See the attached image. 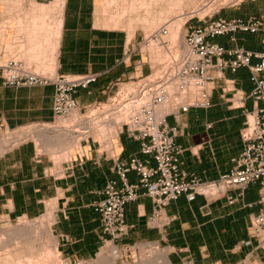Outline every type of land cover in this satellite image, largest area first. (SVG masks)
Here are the masks:
<instances>
[{"label":"crops","instance_id":"obj_1","mask_svg":"<svg viewBox=\"0 0 264 264\" xmlns=\"http://www.w3.org/2000/svg\"><path fill=\"white\" fill-rule=\"evenodd\" d=\"M131 1L0 0V126L14 129L57 118L53 84L4 85L1 65L10 59L49 76L98 73L96 82L75 94L81 108L105 99L115 85L148 73L149 49L134 51L130 58L125 54L145 38L149 21L143 20L148 14L140 3L150 0H133L135 8L126 10ZM218 8L213 11L215 18L264 20V0H239ZM156 10L152 18L158 16ZM126 11L130 14L122 16ZM263 39V31L241 30L210 38L226 48L253 51L263 49ZM210 74L211 106L167 115L168 125L179 130L176 141L184 148L182 170L202 180L216 179L235 165L245 143L247 113L261 106L250 95L254 83L248 67L211 69ZM72 155L56 164L40 154L32 140L1 152L0 217L46 215L59 254L69 260L89 259L111 238L102 228L96 204L104 198L101 190L109 180L122 184L116 161L136 156L149 166L156 162L141 152V141L124 126L110 138L82 140ZM127 180L136 183L139 176L131 170ZM242 191V195L240 189L229 192L236 198L233 203L227 197L208 200L202 195L190 201L182 194L163 209L164 216L173 218L170 223L154 227L148 224L153 201L142 190L126 205L128 232L114 242L157 244L171 264H259L264 260V234L251 238L248 233L251 216L259 211V181Z\"/></svg>","mask_w":264,"mask_h":264},{"label":"built area","instance_id":"obj_2","mask_svg":"<svg viewBox=\"0 0 264 264\" xmlns=\"http://www.w3.org/2000/svg\"><path fill=\"white\" fill-rule=\"evenodd\" d=\"M216 1L205 0L204 5L211 6ZM238 1L232 0L228 4ZM194 19L199 23L194 24ZM184 25L186 31L182 45H175L169 39L170 32L166 23L146 36L142 44L146 46L153 41L166 51L165 57L154 61L153 64L152 56L147 54L151 71L146 75H140L132 84L117 85L109 97V113L104 114V117L111 116L115 123L119 122L124 126L132 137L141 141V152L151 156L156 162L154 166H149L147 161L136 156L129 161H116L115 170L122 184L119 185L116 180H109L101 190L104 198L96 204V210L101 215L102 228L110 235L109 241L112 243L128 232L126 205L135 201L142 190L153 201V212L148 218V224L161 227L173 219L164 216L163 209L182 194L190 201L197 195H202L208 200L227 197L229 202L233 203L236 198L229 196V192L240 189L239 194L242 195V190L254 181L260 183L259 211L251 216L248 233L251 238L264 234V47L260 51L238 46L226 48L210 40L216 35L239 30L264 32V20L215 18L214 12H211L202 17L193 14ZM138 50L141 51L140 46L129 49L125 57L130 58L132 52ZM254 59L256 61H253ZM242 66L248 67L251 71L254 83L251 97L261 102L260 107L247 113L246 126L242 133L245 142L243 149L236 158L235 165L216 179L202 180L189 175L181 168V154L184 148L176 141L179 130L168 125L167 115L178 110L187 111L190 107L211 106L210 70L236 71ZM1 68L6 86L53 84L55 116L67 118L77 111L81 122L93 115L85 116L75 94L78 89L88 88L91 83L96 82L98 73L49 76L32 70L18 59L6 61ZM165 103L173 107L168 112H159ZM93 104L96 110L104 113L105 106L101 101ZM249 115L254 118L252 123ZM75 131H78V128ZM90 136L88 135V138ZM131 170L139 176L136 183L127 180V173Z\"/></svg>","mask_w":264,"mask_h":264},{"label":"rangeland","instance_id":"obj_3","mask_svg":"<svg viewBox=\"0 0 264 264\" xmlns=\"http://www.w3.org/2000/svg\"><path fill=\"white\" fill-rule=\"evenodd\" d=\"M231 1L232 0H217L213 5L210 6L211 8L209 6L206 7L207 13H211L215 9L220 7L221 5L228 4ZM204 3H205V0H195V4H191L190 6H186L184 11H189V9H191L192 7L194 8L193 5H195V6L197 4L198 5L199 4L200 5H202V4L204 5ZM157 13H159V12H156V14ZM177 13L180 14L181 12L180 11L174 12V13L169 12V14H166V16H165L167 18L164 19L162 17L161 21L159 20V18H161V16H159V14H157L158 16H156V18L159 17V18L156 19V23L157 24L153 20L155 18H152V21H149L145 25L146 35L144 37L150 35L151 32H153L155 29H157L163 23H166L167 19H169V18L172 19L173 16H175ZM175 19H176V22L179 21L177 17ZM153 21H154V23H153ZM185 31H186L185 25L183 24V26H182V28L180 30V33H179V37L177 38L178 44H176V45H182V43H181L182 42V38H183L182 34ZM168 37H169V39H171L173 41V39L170 37V34H169ZM139 46H140V49L142 51H146V49L147 50L149 49L151 51V52H149V51H146V52L150 56L152 54L151 62L153 64H154V61H159L162 57H165V55H166V51L164 49H162L160 46H157L153 41H151V43L149 45L145 46V45L141 44ZM150 71H151V69L149 68V72ZM36 72L44 74V73H42L41 71H38V70H36ZM146 74L147 73H145L143 75H146ZM139 77L133 78V79L125 82L126 84H124V83L121 84L120 83V84H117V85L118 86H125V85H128V84H132V82L135 81L136 79H138ZM117 85H115L113 91L110 92L105 99L97 100V102L101 101L103 103V106H105V108L103 109V110H105L104 113L101 110H96V106L94 104H91L89 106L83 107L82 108V112L85 113V116H89L90 114H93L95 116L91 115L90 118H87L84 121L80 122L78 120V118H79V116H78V118L76 120L77 122H75L74 120H72V118H71L72 116H69L67 118L57 117L56 120L51 122V123H45V124H36L35 123V124H32V125L19 127V128H14V129L4 128V127L0 126L1 135L4 136V135H7L8 133H11V136L13 138L15 137L14 140L19 137V139L17 141L15 140V142H14V140H13L11 142V143H16V144L19 143V142L25 141V140H32L36 144L38 152L40 154H42L44 156H49L51 159H53L56 162V164H61L63 161L69 160L70 158H72L73 155L69 156V157H61L62 159L60 158V160H58L59 158L58 159L55 158L50 152L43 151L42 148L39 146L37 137L33 136L32 133L31 134H27V131L28 130L34 131L35 127L37 128V127H40L41 125H51L52 126L50 128L51 133H55L58 129H68V130H73L72 132H73L74 135H80L79 131L85 130V128L86 129L89 128L90 129V131L88 132L89 134L85 133L84 137H83V134H81L82 135V138L80 139L81 141L82 140H87V139L88 140H92L93 138L98 139V140L101 141V140H103V138L104 139L108 138V137L110 138V137L116 135L118 130L121 128V124L119 122L115 123L114 120L111 118V116L105 118L104 114L106 115V114L109 113L108 112V109L110 108L109 107V104H110L109 97L116 90ZM172 107L173 106L169 107V111L171 110ZM59 121H66V122L62 123V124H59L58 123ZM104 125H105V127H104ZM76 128H78V131H75ZM23 132H24V134H22ZM19 135H21V136H19ZM88 135H91L92 137L90 136L88 138ZM12 137H11V139H13ZM8 146L11 147L13 145L9 144ZM9 147H7V149ZM76 148H77V146L75 148H73V153L75 152ZM45 216L46 215H42V216L37 217V218H26V217H24V218H18V219H15V220H10V219H6V218H3V217H0V264H20V263L21 264H102V258L100 256L101 249L103 247H107L109 244L116 245L120 249H122L123 254L119 258V263L120 264H123L125 262L126 263L129 262V263L134 264L137 261H142V260H145V259L146 260H152V252L150 251L151 250L150 246H148L147 244H154V243L146 242V241H139V242H137L135 244H132L130 246L118 245L116 242L112 243L111 241H108V242H105L102 245V247L97 252V254L95 256H93L92 258H89V259H75V260L65 259L59 254L57 248L56 247L54 248V246H53L54 244L52 243L53 242L52 241V236L53 237H55V236L53 234L47 233L45 231H42V229L39 228V225H40L39 223L42 220V218H45ZM24 223L28 224L29 226L34 225L35 228L37 227L36 228V232L33 233L32 236H31V239L34 241V244H35L34 246L35 247L32 244H29V240H27V239L25 240V236L24 235H23L24 236L23 237L24 239H23L22 238V234L18 236L19 239L18 238L12 239V236L10 235L9 230L21 227V226H23ZM34 226H32V227H34ZM36 233H37V235H35ZM51 233H52V230H51ZM43 246H46V248L50 249V250L47 249L48 251H51L50 252V260H49V256L46 258V260H42V257H40L41 254H40L39 251H41V247H43ZM157 246L159 247V245H157ZM39 248H40V250H38ZM159 249L161 251H165L162 246H160ZM23 252L26 255L30 256L29 259H32L31 260L32 262L28 259V256H26ZM185 264H188V263H185ZM259 264H264V260L261 263H259Z\"/></svg>","mask_w":264,"mask_h":264},{"label":"bare ground","instance_id":"obj_4","mask_svg":"<svg viewBox=\"0 0 264 264\" xmlns=\"http://www.w3.org/2000/svg\"><path fill=\"white\" fill-rule=\"evenodd\" d=\"M140 4H141L142 7L146 8L147 14H148V18L143 19L144 21H152L151 18L154 17L153 12L156 9H157L156 12L159 11L158 14H159V16H161V18L157 17V18H159L160 21H161L162 17L164 19L167 18L165 16H166V14H169V12H172V13L178 12V11L181 12L180 14L177 13L175 15L178 18L179 21L176 22V19H175L176 17L175 16H173V18L175 17L174 19L173 18L172 19L169 18L170 20L169 19L166 20L167 28L169 29V32H171L170 33V37L173 39L172 42L175 45L178 44L177 38L179 37L180 30H181L183 24L188 19V17H190L193 14H199V16L200 15L203 16L205 13H207V9H206L205 5H203V4H202L203 6L200 5V4L199 5L197 4L196 6L193 5L194 8L192 7L191 9H189V11H184L186 6H190L191 4H195V0H150L148 3L142 2ZM126 5H127L126 6V10H130L131 11V10H133L135 8V2L133 0L131 2H129L128 4H126ZM129 14L130 13L128 11H126V12L122 13L121 15L124 16V15H129ZM157 18L155 16V19H153L155 21V23H156V19ZM119 20H120V18L118 20H116V21H119ZM154 21H153V23H154ZM169 105L170 104L165 103L160 108L159 112H161V113L167 112L169 110V107L171 106V105L170 106ZM71 116H72L71 117L72 120L77 122L76 120H77V118L79 116L78 112L75 111ZM253 119L254 118L251 115V117H250V122L251 123L253 122ZM65 122L66 121H59L58 123L62 124V123H65ZM51 127H52L51 125H41L40 127H37V128L35 127L34 131L28 130L27 134H31L32 133L33 136H36L37 140H38V143H39V146L42 148V150L45 151V152H50L55 158H57V159L59 158L58 160H60L61 157H69V156H71L72 153H73V148H75L76 146L78 147L79 144H80V141H81L80 139L82 138L81 134H83V137H84L85 132L90 131L89 128H88V130H86V128H85V130L82 133H79L80 135H74L73 132H72L73 130L58 129L55 133H51V130H50ZM104 127H105V125H104ZM22 134H24V132ZM19 136H21V135H19ZM11 137H12L11 133H8L7 135L2 136L1 135V129H0V152L5 151L7 149V147H9L8 146L9 144H11V145L16 144V143H11L14 140V138H15V137L14 138L12 137L13 139H11ZM18 139H19V137L17 139H15V140L17 141ZM15 140H14V142H15ZM25 223L21 227L14 228V229H11V230H9L10 229L9 228L8 230L10 232V235L12 236V239L18 238V236L22 234V238L25 236V240L26 239L29 240V244H32L34 246L35 244H34V241L31 239V236H32L33 233L36 232V228L37 227L35 228L34 225H32V226H34V227H32V226H29L28 224H25ZM39 224H40L39 228H41L42 231H45L47 233L52 234L51 233L50 224H49L48 218L46 216H45V218H42V220L40 221ZM35 235H37V233ZM52 241H53L52 243L54 244L53 245L54 248L55 247L57 248V241H56V238L53 237V236H52ZM147 245L150 246V249H151L150 251L152 252V260H146L145 259V260H142V261H137L134 264H171L169 259H168V257L166 256L167 255L166 251H161L159 249V247L157 246V244H147ZM47 249H49V248H46V246H43V247H41V251H39L40 254H41L40 257H42V260H46V258L48 256H49V260H50V252L51 251H48ZM38 250H40V248ZM122 254H123L122 249H120L116 245L109 244L107 247H103L101 249L100 256L102 258V264H120L119 263V258L122 256ZM26 256H28V259L30 258L29 255H26ZM29 260L31 261L32 259H29ZM123 264H132V263H129V262L126 263L125 262Z\"/></svg>","mask_w":264,"mask_h":264}]
</instances>
